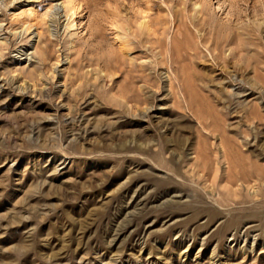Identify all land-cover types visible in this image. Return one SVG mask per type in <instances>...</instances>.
I'll return each instance as SVG.
<instances>
[{
  "label": "rangeland",
  "instance_id": "1",
  "mask_svg": "<svg viewBox=\"0 0 264 264\" xmlns=\"http://www.w3.org/2000/svg\"><path fill=\"white\" fill-rule=\"evenodd\" d=\"M218 2L0 0V264H264V0Z\"/></svg>",
  "mask_w": 264,
  "mask_h": 264
},
{
  "label": "bare ground",
  "instance_id": "2",
  "mask_svg": "<svg viewBox=\"0 0 264 264\" xmlns=\"http://www.w3.org/2000/svg\"><path fill=\"white\" fill-rule=\"evenodd\" d=\"M225 2V1H224ZM222 2V3H224ZM237 2V1H236ZM222 3H217V8L216 9H220L222 10V13L221 14H225V18H224V15H223V19H219V21H217V26H218V29H221V30H226V33H228L229 35H233L236 31H237V26L235 25V22H237V18L239 17L238 13L236 11H234V9H232L234 7V3L233 0H228V7H226L225 9H223V5ZM222 4V5H221ZM226 4V3H225ZM236 6V5H235ZM200 8V13H202L203 11V8L202 7H199ZM228 8V9H227ZM206 11H209V15L213 12L212 9H211V6H208V7H205ZM238 9V8H237ZM212 11V12H211ZM60 12V11H59ZM215 13V12H214ZM55 15L57 17H60V15H58V8L55 9ZM216 16V15H215ZM209 17V16H208ZM219 17V16H218ZM56 18V17H55ZM221 18V17H220ZM117 22V20H116ZM113 26V25H112ZM114 27V26H113ZM112 27V28H113ZM119 28V27H118ZM217 29V28H216ZM89 30V29H88ZM180 28L177 29L176 32H179ZM114 31V30H113ZM221 32V31H220ZM222 33V32H221ZM117 34V33H116ZM116 36V35H115ZM222 39H219V41H221ZM218 42V40H217ZM227 157V156H226Z\"/></svg>",
  "mask_w": 264,
  "mask_h": 264
}]
</instances>
